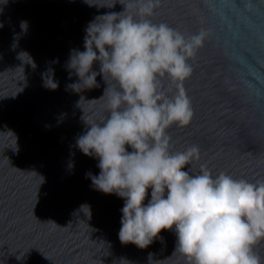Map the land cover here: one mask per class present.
Here are the masks:
<instances>
[{
    "label": "water",
    "instance_id": "water-1",
    "mask_svg": "<svg viewBox=\"0 0 264 264\" xmlns=\"http://www.w3.org/2000/svg\"><path fill=\"white\" fill-rule=\"evenodd\" d=\"M89 3L0 0V264H185L172 255L173 230H161L162 239L143 249L122 244L124 200L86 178L99 174L98 159L76 140L87 131L85 120L106 118L100 98L107 85L98 75L99 87L73 91L67 85L77 77L66 63L71 49L84 50L90 21L123 10L119 0ZM151 19L186 35L209 32L183 85L194 116L167 129L171 151L199 147V159L182 170L207 165L213 176L264 179V0H161ZM50 67L56 90L43 86ZM150 198L151 189L144 203ZM255 250L264 257V242Z\"/></svg>",
    "mask_w": 264,
    "mask_h": 264
},
{
    "label": "clouds",
    "instance_id": "clouds-1",
    "mask_svg": "<svg viewBox=\"0 0 264 264\" xmlns=\"http://www.w3.org/2000/svg\"><path fill=\"white\" fill-rule=\"evenodd\" d=\"M119 3L122 11L88 23L84 50H70L66 69L77 77L67 85L73 91L99 87L98 75L107 85L100 98L106 118L85 120L87 131L76 145L84 155L98 159L99 174H85L92 187L124 200L120 242L143 249L154 238L162 239L161 230H173L172 255L182 256L185 264H264L255 250L264 242V179L250 183L223 171L213 176L207 165H200L198 173L191 167L185 171L199 159V147L170 150L167 129L173 124L187 126L194 116L183 85L193 72L189 61L209 32L201 28L186 35L165 22H153L161 0ZM20 26L27 30L26 21ZM96 62L99 71L93 69ZM165 77L169 88L163 85ZM42 80L45 88L57 89L53 68L42 74ZM149 189L151 198L145 204Z\"/></svg>",
    "mask_w": 264,
    "mask_h": 264
}]
</instances>
